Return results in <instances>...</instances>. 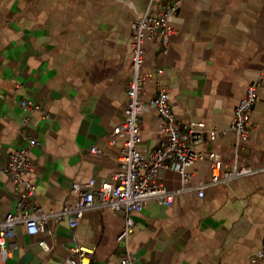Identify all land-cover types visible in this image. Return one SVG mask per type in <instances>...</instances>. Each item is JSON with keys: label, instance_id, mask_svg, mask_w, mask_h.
Segmentation results:
<instances>
[{"label": "crops", "instance_id": "crops-1", "mask_svg": "<svg viewBox=\"0 0 264 264\" xmlns=\"http://www.w3.org/2000/svg\"><path fill=\"white\" fill-rule=\"evenodd\" d=\"M169 0H0V218L14 210L19 194L4 172L10 151L24 140L18 130L22 97L45 114L32 115L26 132L41 144L29 151L36 202L60 210L75 201L72 184L108 179L120 163L121 141L110 143L124 118L132 57L131 23L154 14ZM175 33L168 53L159 39L143 41L144 71L165 70L170 104L181 125L202 121L219 131L195 149L218 154L223 166L234 161L229 129L245 84L259 78L254 130L238 162L256 174L219 186L199 197L193 188L211 176L208 159L191 166L187 187L169 205L148 200L132 213L128 242L116 237L121 211L88 210L76 228L48 220L44 231L15 227V247L0 264H60L74 243L94 250L91 264H250L264 247V0H186L170 18ZM151 78L141 94H154ZM153 107L143 115L140 146L158 147L165 134ZM95 146L102 152H92ZM157 181L179 189V173L159 171ZM32 203V202H30ZM48 249L45 250L40 242ZM264 264V259L259 262Z\"/></svg>", "mask_w": 264, "mask_h": 264}, {"label": "built area", "instance_id": "built-area-1", "mask_svg": "<svg viewBox=\"0 0 264 264\" xmlns=\"http://www.w3.org/2000/svg\"><path fill=\"white\" fill-rule=\"evenodd\" d=\"M185 2L186 0H169L167 4L159 7L156 13H145L131 23L132 57L130 77L126 84V109L123 120L114 126L113 137L110 140V143L122 142L120 163L109 174V178L100 180L96 187L94 179L73 183L75 201L60 210H45L37 204V187L26 177L34 169L29 151L32 147L41 144L37 138L26 132V127L35 112H40L43 117L47 114L32 99L20 98L22 116L18 132L24 143L8 153L3 168L13 188L19 194L14 210L0 218V256L3 259H6L15 247L11 239L17 225H23L28 234L44 231L48 220L67 221L70 227L76 228L84 213L92 209L123 212L124 224L116 239L124 243L128 242L135 228L132 213L139 212L150 199L162 205H169L174 196L183 192L191 181L193 176L191 166L196 160L208 159L212 169L208 181L193 186L199 197L203 196L204 190L209 186L227 184L232 180L261 171L246 162H238L239 152L254 130L250 117L252 108L257 103L259 78L245 84L244 92L234 108L229 126L234 135V143L231 146L234 161L230 165L223 166L218 154L195 149L206 139H214L219 131L215 128H206L202 121H190L181 125L170 104V87L165 78L164 68L157 67L154 71L142 69L143 41L146 38H157L162 53H168L171 47L169 38L175 33L169 20L184 7ZM151 78H154V94L149 102H144L141 94ZM151 107L159 114V128L164 132L165 137L158 147L144 150L140 146V127L143 115ZM90 151L102 152L95 146L91 147ZM163 168H170L179 173L181 181L179 189H167L157 181L158 173ZM40 244L45 250L48 249L43 241ZM94 259L93 249L74 243L69 255L60 264H91ZM263 259L264 247L255 250L248 257L250 264H259ZM133 260L134 258L128 254L121 259V264H132Z\"/></svg>", "mask_w": 264, "mask_h": 264}]
</instances>
